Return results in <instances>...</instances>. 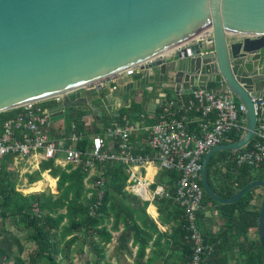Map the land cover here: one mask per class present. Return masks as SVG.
<instances>
[{
    "label": "water",
    "instance_id": "1",
    "mask_svg": "<svg viewBox=\"0 0 264 264\" xmlns=\"http://www.w3.org/2000/svg\"><path fill=\"white\" fill-rule=\"evenodd\" d=\"M208 30L212 45L200 39L170 60L145 66V76L120 80L121 99L113 109L120 111L122 100L130 106L135 93L146 100L143 90L159 91L156 85L179 99L197 88L215 95L231 92L235 102L245 105L246 133L205 154L202 183L220 203L235 202L251 188L262 189L256 230L264 254V181L247 183L223 198L208 180L215 153L240 151L255 135L251 96L264 98V0H0V113L109 78L181 48ZM167 93L149 98L152 112ZM99 97L82 92L69 96L51 109V119L77 108L101 120L103 111L95 104ZM103 101L109 105L112 93Z\"/></svg>",
    "mask_w": 264,
    "mask_h": 264
},
{
    "label": "built area",
    "instance_id": "2",
    "mask_svg": "<svg viewBox=\"0 0 264 264\" xmlns=\"http://www.w3.org/2000/svg\"><path fill=\"white\" fill-rule=\"evenodd\" d=\"M212 37V31L208 30L181 48L151 58L96 84L85 85L65 95L29 103L15 109L17 115L0 127V178L2 172L13 173L12 169L18 168L21 164H27L26 172L32 174L40 169L42 161L53 159L55 164L62 168L67 165H82L85 171L89 172L90 179L96 174V165L111 161L121 163L128 168L129 179L126 189L130 193L144 201H154L157 198L170 199L171 195L164 185L153 187L155 182L148 178L149 172L154 175L159 171L174 172L177 178L173 183V199L185 211L187 239L193 246L192 258L188 264H214L211 259L214 258L217 243L220 241L207 240L198 223L197 214L204 199L205 189L201 182L205 154L214 146L232 143L229 135L234 130L242 132V137L247 130L246 106L235 102L231 92L215 95L197 88L188 99L169 98L165 95L155 103L153 112L149 109L147 101L144 109L146 113H140L141 122L146 114H150L155 116L151 124L133 123L127 114L110 111V122L105 128L104 135H91L78 131L75 122L70 124L69 129L63 124L55 126L56 120L51 119V109L57 110L58 106L64 103L65 98L76 96L81 92L85 97L98 93L102 100L108 93H112V101L109 105H112L113 101L120 102L121 86L118 83L120 80L128 82L129 76L138 78L145 76L148 70L144 68L145 66L159 60H170L200 39L205 44L212 45ZM106 86L109 87V91L101 95L100 91ZM161 91L162 89H159L156 96ZM251 99L257 117L253 145L249 149L240 150L241 152H232L235 153L232 161L239 168L264 169V98L251 96ZM52 102L56 105L51 108L43 106ZM127 102L122 100L123 105ZM113 108L111 107L110 110ZM83 120L90 125L98 118L90 111ZM139 129L148 133V148L133 147L132 136ZM89 137L92 140L90 148L88 151H83L78 145L81 140ZM111 140L115 143L114 150L108 148V142ZM84 155L87 157L85 158ZM20 175H23V172H20ZM51 181L54 183L52 184ZM39 182L43 183L42 188L33 190ZM57 182L58 178L53 177L50 170H47L42 173V179L38 184L36 182L32 185L33 193L56 189ZM95 185L99 191L91 207L92 215H96L102 204L106 191L105 178L102 176L98 178ZM18 186L17 190L21 191Z\"/></svg>",
    "mask_w": 264,
    "mask_h": 264
},
{
    "label": "trees",
    "instance_id": "3",
    "mask_svg": "<svg viewBox=\"0 0 264 264\" xmlns=\"http://www.w3.org/2000/svg\"><path fill=\"white\" fill-rule=\"evenodd\" d=\"M132 103L133 108L123 107L120 114H126L129 111L137 114L140 107L139 102ZM55 105L53 102L43 104L45 108ZM69 113L70 122H75L77 130L85 134H102L110 120L109 114L103 112L101 120L88 125L83 117L89 114V111L73 108ZM16 115L17 110L15 109L0 113V127ZM154 117L152 116L149 122L154 120ZM100 123H103V128L100 127ZM242 134L234 130L229 138L231 142H236L242 138ZM91 142L90 138H84L78 147L83 151H88ZM252 145L253 142L241 151L249 149ZM235 153L219 151L212 156L208 166L209 183L213 190L223 198L232 197L247 183L264 181V169H258L262 172L259 175H253L254 169L236 167L232 161ZM84 157L87 156L84 155ZM99 167L105 178L106 192L96 216L91 215L90 207L98 192V187L95 185L98 177L91 179L94 184L92 191L87 189L85 180L88 173L82 165H67L62 168L57 166L53 159L42 161L38 171L26 175L28 183L34 184L40 181L42 173L50 170L51 175L58 178L57 188L30 194L17 190V175L7 171L1 173L0 218L6 220L11 217L20 221L25 230H32L29 240L35 244V247L25 257L11 256L0 247V255L5 256L6 262L12 260V264H63L64 259L69 260L73 255L76 245L83 240H86L84 243L87 244V240L92 239L89 246L96 250L99 256L98 263L101 264L105 260V248L113 239L112 232L118 231L119 226L122 225L124 228L131 229L134 244H140L135 264H146L143 259L146 257V247L153 238V233L157 235L154 240L156 246L161 245L162 239L167 238V235L165 232H160L157 223L152 218L144 216L147 205L125 191L128 181L126 167L111 161ZM158 175L159 184L173 185L174 172L161 171ZM256 189L259 188L249 189L241 198L232 203H220L204 190V198L212 202L225 218V223L216 235L205 234L207 240L220 241L217 243L215 256L211 259L214 264H229L232 256L235 264H264V254L259 239L254 241L249 238L251 230H256V218L260 201L263 198V193L259 194V204H252ZM33 190H39V187ZM89 192H92V197H88ZM155 204L160 210V222L173 221L174 226L168 234L166 249L162 247L153 250L147 262L188 264L192 258V245L186 239L183 211L178 208L177 203L170 199H157ZM200 212L199 210L198 218ZM110 224L111 228L108 227ZM57 254L61 256L60 259Z\"/></svg>",
    "mask_w": 264,
    "mask_h": 264
},
{
    "label": "crops",
    "instance_id": "4",
    "mask_svg": "<svg viewBox=\"0 0 264 264\" xmlns=\"http://www.w3.org/2000/svg\"><path fill=\"white\" fill-rule=\"evenodd\" d=\"M156 87H157V89L158 88L162 89V91L159 92V93L168 92V94L166 95L167 97H169V98H178L177 95H175V93L172 90H170L168 88H165L162 85H156ZM143 91H144V95L146 97V100L138 98L136 93H135L134 98L132 100V102H139V105H140L139 112L137 114H133L132 111H129L126 114L128 115L129 120L132 121L133 123L142 124L144 122L143 124H151V123L154 122V120L149 122V120H150V118L152 116L150 114H146L145 115V119H143V121L141 122L140 113L141 112H145L144 109H145L146 102L147 101L149 102V98L155 97L156 94H157V91L155 92L154 89L152 91H150L149 93L145 92L146 91L145 89ZM189 96L190 95H183V99H188ZM132 102H131L130 106H127L126 104L122 105L120 110L123 107L133 108V106H132L133 103ZM149 103H151V102H149ZM106 106L108 108L106 113L109 114L110 111H117L115 109L114 110L113 109L110 110V108L111 107L112 108L113 107H119V102L118 101H113L112 105H106ZM89 113H90V111H89ZM136 117H138V118L135 120L134 118H136ZM60 120L55 121L54 125L55 126H60L62 124V121H60ZM97 121H99V119ZM57 122H59V123H57ZM109 122H110V120H109ZM71 123H73V121L69 122L68 126H70ZM68 126H66V127L68 128ZM68 129H66V130H68ZM54 131L56 132L55 128H54ZM104 132H105V130H104ZM104 132L102 133V135L105 134ZM89 138L91 139V137H89ZM132 144H133L134 149H137V148H140V147L148 148V146H149L148 133L145 132L143 129L137 130V132L132 136ZM108 148L111 149V150H114L116 148L115 147V143H112V140H111V142H108ZM118 164H121V163H118ZM123 166H125V165H123ZM260 169H262V168H260ZM126 170H127V173H128V168L127 167H126ZM100 171H101V168L99 167V165H96V174L94 176H92L90 179H89V172L86 171L88 173V177L85 180V185H86L87 189H90L92 191V189L94 187V184L91 181L92 178H94V177L100 178L101 176L103 177V175H102V173ZM160 172L161 171H159L158 174ZM165 172H167V171H165ZM261 172H262V170L259 171L258 169H255L254 172H253V175H259ZM158 174L154 175L152 172H149L148 178L150 177L155 182L153 187H155L156 185H164V186H166L168 191H169V193H170V195H171L170 200H173L175 203H177L179 205L178 208L183 211V214H184V217H185L184 209L180 206V204L177 201H175L173 199V195H174V187H173V185H169L167 183L166 184H159L158 179H157V177L159 176ZM175 178H177V175H175ZM128 179H129V173H128ZM37 184H38V182H37ZM29 185L32 186L34 184H29ZM127 186H128V181H127V185L125 187V191L128 194L134 196L135 198L140 200L142 203L147 204L144 216L147 215L150 218H152L157 223L160 232H162V233L165 232V234L167 235V238L164 237L162 239V244H161L162 246L161 245H157L156 246V245H154V240L157 237V235L153 233V238L149 241V244L146 247V257L143 259V261L146 264H151V263L147 262V259L149 257H151L152 251L157 249V248H162V247H163V249H166L167 245L165 243L167 242L166 240H168V234L171 233V231H172V227L174 226V222L173 221H171L170 223H161L160 222V210H159L158 206L155 204V201L157 199H166V198H157L154 201H144L141 198H139L138 196L130 193L126 189ZM56 188H57V184H56ZM49 190H51V189H49ZM52 190H55V188H53ZM31 191H33V190L31 189ZM30 193L31 192H29L28 194H30ZM262 193H263L262 189H260V188L256 189V191H255L256 195L254 196V200L252 201L253 205H258L259 204L258 195L259 194L261 195ZM97 194H98V192H97ZM97 194H96V197H97ZM88 197H92V192L88 193ZM96 199L97 198H95V201H96ZM95 201H94V203H95ZM205 201H206V203H205ZM203 202L204 203H203V205L201 206V209H200L201 212H200V217L198 218V223H199L200 228H201V230L203 231L204 234H206V235H209V234L216 235L217 234L216 232L221 230L223 224L225 223V218L220 213V211L216 209V206L212 202H208V200L205 199V198L203 199ZM94 203H93V205H94ZM91 207H90V213H91ZM151 207L155 208V213L154 214L150 210ZM98 210H99V208H98ZM98 210L96 212V215L98 213ZM96 215H92V216H96ZM197 217H198V215H197ZM185 224H186V218H185V221H184V229L187 232L186 233V239H187L188 231H187V229L185 227ZM111 226H112L111 224L108 225L109 228H111ZM31 233H32V230H25L23 228V225L21 224V222L18 221L17 219L9 217L6 220H4L3 218H0V247L5 249L7 251V253L9 255H11V256H20V255H22L23 257H25L35 247V244L31 240H29V236L31 235ZM112 233H113V239H112V241L110 243L107 244V246L105 248V260L102 261L103 262L102 264H135V260L137 259V252H138V249L140 247V244H137V245L134 244V236H133V233H132L131 229L124 228L122 225H120L119 226V230L116 231V232H112ZM249 238L251 240H254V241H257L259 239L258 238V234H257L255 229L251 230ZM85 241L86 240H83L81 242L84 243ZM87 241H88V243L86 245H82V249H81V252L85 251L86 254L89 253L88 252L89 249L87 248V245H89V243L92 242V239H88ZM189 242L192 245V242L191 241H189ZM74 249H75V247H74ZM74 249H73V253H74ZM192 251H193V246H192ZM232 254H233V252L231 253V256H232ZM96 257H97V253H96ZM60 258H58V259H60ZM231 258H232V260L230 261L229 264H235L233 256ZM63 261H65V260H63ZM0 264H12V260L9 261V262H6L5 261V256L4 255H0ZM156 264H163V262L156 263ZM171 264H174V263H171Z\"/></svg>",
    "mask_w": 264,
    "mask_h": 264
},
{
    "label": "rangeland",
    "instance_id": "5",
    "mask_svg": "<svg viewBox=\"0 0 264 264\" xmlns=\"http://www.w3.org/2000/svg\"><path fill=\"white\" fill-rule=\"evenodd\" d=\"M108 91H109V87L106 86L105 88H103V90L100 91V94L104 95ZM95 104L101 111L107 112L108 108L105 105V103L103 102L102 98L96 99L95 100ZM70 110L71 109H67L66 112H65V116L63 118H61V120L58 119V120L62 121V124L65 127L68 126L69 122H70V118H69ZM58 120H56V121H58ZM57 123H59V122H57ZM27 168H28L27 164H21V165L18 166V168H13L12 169L14 175L18 176V185H19L18 187L21 190V192H23L24 194H28L29 192L33 193V191H31V189H33V186H30L28 184L27 177H26V174L28 173V172H26ZM20 172H23V175H20ZM43 189H45V188H43ZM82 245H86V244L80 242L75 247L74 253H73V255H71V258L69 260H65L64 259L65 261H62V263L63 264H82V263L85 264L87 262H91L92 264H99L98 263L99 256L97 254V257H96V253H97L96 250H94L93 247H90L89 245H87V248L89 249V251H88L89 253L86 254L85 251H84L85 253L81 252ZM57 256H58V258L61 257L59 254H57ZM102 263L103 262H101V264Z\"/></svg>",
    "mask_w": 264,
    "mask_h": 264
},
{
    "label": "bare ground",
    "instance_id": "6",
    "mask_svg": "<svg viewBox=\"0 0 264 264\" xmlns=\"http://www.w3.org/2000/svg\"><path fill=\"white\" fill-rule=\"evenodd\" d=\"M97 82H99V81H96V82H94V83H90V84H96ZM90 84H88V85H90ZM42 185H43V183H41L40 186H39V184H38L36 187H34V189H36V188L39 187V190H40L41 187H42ZM150 210H151L152 213H155V208H154V207H151Z\"/></svg>",
    "mask_w": 264,
    "mask_h": 264
},
{
    "label": "flooded vegetation",
    "instance_id": "7",
    "mask_svg": "<svg viewBox=\"0 0 264 264\" xmlns=\"http://www.w3.org/2000/svg\"><path fill=\"white\" fill-rule=\"evenodd\" d=\"M134 77V76H133ZM138 77H134V79H137ZM109 94V93H108ZM70 109H73V108H70Z\"/></svg>",
    "mask_w": 264,
    "mask_h": 264
}]
</instances>
